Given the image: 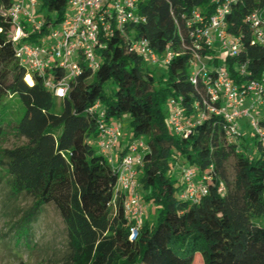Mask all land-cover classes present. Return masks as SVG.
I'll return each instance as SVG.
<instances>
[{"label": "trees", "instance_id": "obj_1", "mask_svg": "<svg viewBox=\"0 0 264 264\" xmlns=\"http://www.w3.org/2000/svg\"><path fill=\"white\" fill-rule=\"evenodd\" d=\"M226 1L140 0L144 21L128 25L127 37L148 41L159 55L168 48L179 52L182 39L191 45L187 21L193 12L209 17ZM0 3L7 10L11 0ZM67 11L68 0H41L43 33L62 23ZM255 11L264 19V0H235L227 16L228 33L243 38L241 54L223 63L237 85L264 76V45L255 41L248 21ZM10 31L9 19L0 15V101L19 96L25 115L14 128L26 139L0 153V170L9 176L14 194L33 199L19 222L18 240L29 237L45 206L54 205L67 232L63 264H193L197 254L204 264H264V227L254 222L264 217L263 153L254 158L228 145L214 118L186 139L176 137L168 126L171 98L181 99L187 113L194 112L199 99L189 80L190 53L176 56L158 78L157 70L130 53L125 36L115 31L102 39L100 69L92 73L83 66L68 96L57 105L41 80L35 79L32 86L25 81ZM201 55L211 70L219 66L213 51ZM242 66L245 76L239 71ZM109 83L111 91L105 88ZM97 104L99 109L91 111ZM101 112L108 124L129 117L134 139L143 138L148 146L140 194L146 204L155 205L158 218L153 225L144 222L134 242L123 213L125 196L115 193L118 175L93 144L100 134ZM175 158L211 178L200 202L180 199V178L172 174Z\"/></svg>", "mask_w": 264, "mask_h": 264}, {"label": "built area", "instance_id": "obj_2", "mask_svg": "<svg viewBox=\"0 0 264 264\" xmlns=\"http://www.w3.org/2000/svg\"><path fill=\"white\" fill-rule=\"evenodd\" d=\"M234 1L220 4L209 17L199 10L194 11L187 21L191 45L182 39L179 52L168 48L162 55L156 53L148 41L127 37L128 25L144 21L138 11L140 0H68L64 21L49 27L47 34L43 33L46 20L37 11L39 0H11L5 17L11 24L9 39L15 46V58L26 72L25 81L26 77H30L34 85L35 79L41 80L56 100L68 96L72 82L81 74L83 66L92 73L100 69L102 39L113 36L115 31L125 36L130 53L138 54L152 66L167 67L176 56L190 53L193 58L190 60L189 80L199 94V99L194 103L192 113L184 110L181 99H170L166 116L170 130L176 137L186 139L197 127L214 118L218 120L216 124L221 126V134L227 144L235 145L238 152H243L244 136L239 120L249 117L253 137L264 155V76L260 80L237 85L224 64L211 70L202 61L203 50L213 51L217 57L218 46L224 58L241 54L243 38L227 31V16ZM248 21L255 30V41L264 45V19L260 12L252 13ZM34 36L36 39L33 41ZM239 71L245 76L246 66H242ZM248 99L253 102L251 108L246 107ZM98 109L99 104L91 111ZM254 110H258L257 117L251 116ZM99 117L98 152L118 175L115 193L125 196L123 213L130 226L129 240L134 242L145 222L146 204L140 194V177L148 146L143 138L130 141L128 153L115 165L112 155L122 137L121 124H108L104 112ZM175 159L177 162L172 174L180 171V199L200 202L209 192L208 182L211 178L201 175L197 166L181 165ZM225 190V186L221 185L220 191Z\"/></svg>", "mask_w": 264, "mask_h": 264}, {"label": "rangeland", "instance_id": "obj_3", "mask_svg": "<svg viewBox=\"0 0 264 264\" xmlns=\"http://www.w3.org/2000/svg\"><path fill=\"white\" fill-rule=\"evenodd\" d=\"M41 8V0L37 5V11ZM46 14V13H45ZM44 14V15H45ZM0 15L6 16V9L0 3ZM53 19L57 18L55 13H50ZM219 65L224 63V57L217 47ZM206 63V60H202ZM149 64V63H148ZM151 66L157 70V77L160 78L166 67ZM28 84V83H27ZM112 83L106 85V90H112ZM170 101V100H169ZM57 105L61 100H56ZM253 102L247 100L246 107L251 108ZM25 107L20 101L19 96H8L0 101V126L2 133L0 136V153L5 149H12L25 144L26 139L19 136L14 128L16 124L24 117ZM258 110L251 111L252 117H257ZM250 118L239 120L241 133L244 136L243 150L251 157L257 158L262 155L257 141L253 137V128ZM121 124V140L124 149L129 141L134 138L131 127V119L124 117ZM97 148L95 142L93 143ZM1 155V154H0ZM231 160L229 163V172L232 175ZM174 173V170L173 172ZM174 176L179 179L180 171H176ZM144 204L145 201H143ZM33 199L27 194L16 195L11 190L10 178L5 171L0 170V264H63L64 256L67 251V232L65 225L60 217L58 210L54 205L45 206L37 219L31 225V231L28 238L18 240L19 222L31 208ZM145 220L153 225L157 218L155 205L146 204ZM254 222L264 227V217L255 219ZM193 264H204L203 258L197 254Z\"/></svg>", "mask_w": 264, "mask_h": 264}, {"label": "crops", "instance_id": "obj_4", "mask_svg": "<svg viewBox=\"0 0 264 264\" xmlns=\"http://www.w3.org/2000/svg\"><path fill=\"white\" fill-rule=\"evenodd\" d=\"M134 139V138H133ZM130 143V141H129ZM95 144L97 145V140L95 141ZM129 145V144H128ZM98 150V148H96ZM128 153V146L124 149L123 142L120 140L118 148L113 152V162L115 165H118L121 161V158ZM145 222H149L145 220Z\"/></svg>", "mask_w": 264, "mask_h": 264}, {"label": "bare ground", "instance_id": "obj_5", "mask_svg": "<svg viewBox=\"0 0 264 264\" xmlns=\"http://www.w3.org/2000/svg\"><path fill=\"white\" fill-rule=\"evenodd\" d=\"M26 82H27L28 84H30V85H32V84H33V82H32V80H31V78H30V77H26Z\"/></svg>", "mask_w": 264, "mask_h": 264}]
</instances>
